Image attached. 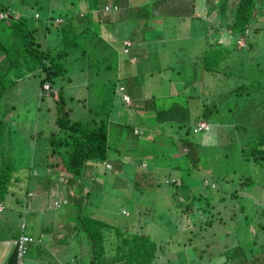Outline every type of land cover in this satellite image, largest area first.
Here are the masks:
<instances>
[{"label":"trees","instance_id":"obj_1","mask_svg":"<svg viewBox=\"0 0 264 264\" xmlns=\"http://www.w3.org/2000/svg\"><path fill=\"white\" fill-rule=\"evenodd\" d=\"M75 1L77 4L75 8L74 6L69 7L67 11H64V14H56V16L52 13L49 14V7H44L45 11L42 12V17L40 15L33 17L42 20L36 22L41 23L40 25H42V29L46 34L52 31L56 33V36H61L60 45L49 49L41 38L42 35L38 30L40 26L37 23L29 24L25 20L26 15L20 12L14 14L8 4L0 0V97L16 78L31 73L37 76L40 91H46L53 100V121L56 125V130L53 132L54 136L49 139L41 138L39 136L40 130L36 129V134L31 138L33 141L40 139L39 146L48 147L45 155L50 159L47 162L45 160L43 165L39 166V169L36 167L32 169L43 172V174H40L44 178L43 181L62 176L60 172H67L65 179L68 187L65 196L58 197L57 193L59 192L50 188L49 193H52L49 195L52 198L46 206L55 209L60 203H70L75 207L71 225L76 231L82 233L87 242L84 246L87 255L81 260L78 259L81 258V255L76 257L78 264H153V258H155L157 250L162 247L161 244H157L152 240L150 233H148L158 232L156 230L158 226L151 219L152 216L147 218L150 210L155 211V209L149 200L142 201L141 197L148 198L151 192H154L156 187L159 184L162 185L163 180H165V183L172 187L170 189L171 197L174 199V197L179 196V198L174 199L173 203L176 206L173 210L155 211L154 215L157 219H162L167 225L174 223V237L179 235L181 227L188 225L187 221L192 217L191 215H198L195 213L196 207H198L197 211L201 212L198 218L203 219L205 217V220L201 222V227L207 228L210 226L212 228L213 221L219 220L222 216L218 209L212 208L211 191L213 189L210 188V181L213 182L214 177H211L213 172L208 169L210 166L204 165L203 160L207 162H209L208 160H219L222 155L227 156L230 154L222 145L221 136L225 137L227 135L226 130L223 129V126L227 125L226 122H215L212 126H208V123L205 122L204 126H199L198 122L193 124L187 122V120L185 121L188 113L186 108L176 110L179 105L158 106L159 100L154 95L137 98L138 95L135 94L140 93L141 85L136 82L133 73L119 79L123 82L121 85L124 88V94L129 98L127 105L124 106L137 107L136 105H138L139 108L135 109L133 112L134 117L132 115L131 119H129L128 112L124 108L121 120L111 122L109 114L112 113L116 103L113 99V89L109 93L106 83L107 78L103 77L113 76L116 79L113 69L116 68L118 61L114 47L108 43L102 47V50L99 49L95 53H99V56H94V54L92 62L87 63L90 69V64H92L93 74L102 77L106 83L105 85L103 81L101 82L102 86L105 85L104 92L99 93L103 97L94 109L89 108L91 115L81 114L76 117L70 115L72 107L66 102L62 86L55 84V78L60 76L66 69L65 62L73 58H79L83 62V57L87 54L86 45L102 41L103 38L100 34L105 37L108 33L109 38H112V41L118 44H122V40L131 37L122 28L124 23L127 24L128 19L132 17L135 20L143 16L148 18L144 20L153 21V23H148L145 28L160 29L162 39L159 40L164 41V39L172 38L173 23L179 24L182 29L185 28V24H182L181 20L194 17V14L198 12L194 10L196 2L195 0H106V4L99 9L96 0H70L69 3H75ZM231 2L216 0L215 4H209L208 0H204L203 18L197 17L198 21L203 23L204 29L196 26V30H200V28L204 30L202 48L197 52H183L182 54L185 53V57L190 58L189 62L196 64L200 67V70L212 73L222 71L224 72L223 76L230 77L234 82L236 81L234 97L238 101L232 113L236 115L238 120L234 125V133L230 131L228 137L232 142L233 135H235L233 146L235 150L232 154H234L235 160L248 162L252 166H257L260 170L257 179L251 177L250 173L239 170L237 187L229 193L232 197H239L240 195L235 196V193L237 194L239 190H249L253 183L264 188V174L261 170L264 163V41L259 42L262 51L259 58L255 59L256 46L252 45L258 43L259 40L252 42L254 39L250 40V35L245 38L247 30L250 28L251 33L261 31L259 32L260 38L264 40V17L262 16L264 15V0H231ZM33 6L37 9L42 8V5L37 1H33ZM223 6L228 7L225 13H223L225 11ZM213 8L216 10L214 19L208 17ZM104 12L106 14L103 17ZM259 16L262 17L259 18ZM171 19H174V21L169 24L172 21ZM44 21L45 23H43ZM254 21L259 22L258 25H252ZM53 23H55V27L51 26ZM137 26L139 25L135 20L133 27L136 28ZM114 27L119 28L118 35L123 36L121 39L111 34ZM196 30L189 31L188 39H192V33ZM139 31L141 30L139 29ZM137 34L127 44V53H125L127 59L124 60V62L128 61L135 65L139 63L137 56H141L139 58L141 64L144 57L148 55V51L144 48L142 50L136 43ZM179 35L183 37L182 34ZM139 38L141 42H144L142 36ZM152 40L154 39L150 41ZM242 40L247 43L246 46L242 43ZM180 46H183L182 42H180ZM154 52L157 56H160L157 50H154ZM80 68L83 69L84 64ZM228 68L231 69V72H226ZM178 69H175L176 74L182 73V76H184L186 67ZM143 71H145L144 68ZM149 81H151V78ZM193 81L196 80L193 79ZM198 84L199 89H202V81ZM44 85H46V90L42 89ZM183 86L186 87L187 84L184 82ZM233 88L230 91H233ZM230 91L225 95L226 98L229 97ZM185 95L187 97L191 96L187 92H185ZM80 99L83 100L84 98L81 97ZM195 100L198 105L196 111L200 121L212 120L220 111L215 107L214 102L209 104L205 102L199 105L198 95L195 96ZM230 109L231 106L226 108V110ZM96 115H98L97 118H95ZM161 119L171 122L176 135L167 136L162 132H155V140L141 137L136 127L137 124H145L146 127L148 125L152 126L154 122L157 123ZM16 128L11 118L4 113L0 114V207L3 195L11 189L9 188L10 184L18 180H24L27 186L32 170L29 165L19 168L14 162V154L11 153L13 143L15 140L18 141L23 138ZM109 129H112V131H109ZM179 130H182V132L179 133ZM192 130H194L193 133ZM200 132L202 134H199ZM194 133L198 137L196 141L189 138V135H195ZM31 134L33 132H30L29 135ZM119 136L135 140V146L124 149L126 154L130 153L133 156L129 161H124L122 157L115 159L112 157L113 154L119 155L123 148L118 143L119 140L116 141L118 145H110L108 137L116 139ZM209 139L213 141L211 144ZM145 140H149L151 149L145 143L143 145L140 143ZM203 142H206L207 145L203 148L210 150L213 157L207 155L202 159L199 156L202 150L201 143ZM195 144L197 145L195 146ZM178 153L179 155H177ZM147 155H152V158L156 157L165 166L173 164L171 167H163L162 169L168 171L173 169L178 172L179 183L176 185L173 179L169 181L168 176L173 175L170 172L162 174L160 183L156 178L159 169L157 172H153L154 170L149 171L138 166V172L134 173L131 170L132 167L134 169V163L149 161ZM104 164H109V167ZM101 171L108 172L104 180L97 177ZM74 180L78 181L76 185H73ZM225 182L227 183L228 179H225ZM107 183H109V186H107ZM103 185H106L107 188ZM100 188L99 201L102 198L103 200L106 199V196H110L111 200L116 201V199H119V202L124 205L121 212L126 211L127 214H130L135 210L137 211L139 215L136 218L137 227L134 230L129 232L122 230L119 224L116 226V220L113 218L114 213L111 216L114 222H106V219L92 216V213L80 212L79 206L82 205L83 199L93 189ZM28 192L27 189L25 193ZM126 196L129 197L130 201L126 199ZM193 202H198V205L192 206ZM253 203L255 204V202ZM254 204L250 203L249 205L257 211L258 207ZM237 208V211H241L243 214L242 219L243 224H245L242 228L245 231L242 238H249L242 244L244 246L248 242L247 249L250 251V257L247 260L245 257L238 256L237 254L241 255L240 248L242 245H235L225 251L227 257L225 263L264 264V218L258 219V216L254 218L248 213L249 207L243 203H238ZM140 217H143V219L140 220ZM235 219L236 214L233 212L226 220L236 221ZM160 225L161 223H159ZM24 227L25 223H20V231L13 235L14 241L1 264H15L16 240L20 233L30 235L32 240L29 242H35L33 247L36 248V251H39V237L32 234L31 231L26 232ZM108 229H112L116 237L120 236V239L118 238V241L112 245L114 250L113 252L111 250L112 253L110 254L106 253L107 250L104 244L105 231ZM72 231L74 230L71 229L70 232ZM257 237L261 240L256 246L255 239ZM58 240L66 241L67 237L62 235Z\"/></svg>","mask_w":264,"mask_h":264},{"label":"rangeland","instance_id":"obj_2","mask_svg":"<svg viewBox=\"0 0 264 264\" xmlns=\"http://www.w3.org/2000/svg\"><path fill=\"white\" fill-rule=\"evenodd\" d=\"M2 1L8 4L9 8L12 10L11 12L14 14L20 12L23 13V15H26L25 20L29 24L37 23V25L40 26L38 30H40L39 32L42 35L41 38L43 43L48 45L49 49L60 45L61 36H56V33L52 31L46 34V32L42 29V25H40L41 23L36 22L41 19L33 17H38L39 15L42 17V12L45 11L44 7H49V14L52 13V15L56 16V14H64V11H67L69 7L74 6L75 8V5H77L76 1L75 3L70 4V0ZM33 1H37L40 5H42V8H35L33 6ZM96 2L99 9H101L100 7L102 5L106 4V0H96ZM195 2L194 10L198 11L197 17L203 18L202 12H204L205 8H201L202 6L199 5L197 1ZM227 2L230 3L231 0H227ZM209 4H214L213 0H209ZM227 8L223 6V9L225 10L223 13L227 11ZM105 14L106 13L104 12L103 17ZM90 16L92 15L90 14ZM210 16L211 18H215L213 13H210ZM262 16L264 17V15ZM262 16H259V18ZM138 18L139 19H136L137 25H139L136 27L137 29L133 27L135 25L134 17L128 19L127 24L124 23L122 28L123 31L131 36L122 40L124 44L113 42V39L109 38L108 33L105 37L99 33L103 38L102 41L86 45L87 54L83 57V62H81V59L79 58H73L72 60L65 62L66 69L60 76L55 78V84H60V86H62L66 102L72 107L70 115L72 117H76L81 114H87V116L91 115L89 108L94 109L98 102L102 99L103 95L101 96L99 93L104 92V87L107 83L109 93L113 89V99L116 103L112 113L109 114V120L113 123L121 120L123 114L122 110H124V108L128 112L129 119H131L133 112L138 107V105H136L137 107H125L129 98L126 94H124V88L121 85L123 82L119 79L120 77L131 73L135 75V79L137 80L136 82L141 85L140 93L135 94L138 95L137 98H145L154 95L159 100L158 106L161 105L170 107L179 105L176 110L186 108L188 113L185 121L187 120L189 123L194 124L200 121L196 111L198 106L195 100L196 95L199 96V105L200 103L204 104L206 102L209 104L210 102H214L215 107L220 111L214 119H205L206 121H200V124L204 126L206 124L205 122H207L208 126H212L215 122L219 121L226 122L227 124L223 126L227 135H225V137L222 135L221 137L223 147L226 148L227 153L230 154L227 156H221L219 154V156H221L219 160H208L209 162L203 160L204 165L207 164L210 166L208 169L213 172L211 177H214L213 182L210 181V188L213 189L211 191V202H213L212 208L218 209L222 217L219 220L213 221L214 225L212 228L210 226L203 228L201 227V222L205 220V217L203 219L198 218L201 212L197 211L198 207H196L195 213L198 215H191L192 217H190L189 221H187L188 225L181 227V229H179L181 231L179 232V235L174 237V223L167 225L162 219H157L154 215L155 211L173 210L176 206V204L173 203L174 199L176 200L179 198V196L174 197V199L171 197L170 189H172V187L167 185L165 180H163L162 185L159 184L156 187V190L151 192V195L148 196V198L141 197L142 201L149 200L150 204H152V207L155 209V211L150 210L147 218L152 216L151 219L155 222L156 226H158L156 229L158 232L148 233H150V238L157 244H161L162 247L157 250L156 256L153 258V264H226L225 260L227 257L225 251L235 245H242L240 248L241 255H237L241 258L245 257V259H247L250 257V251L247 249L248 242L244 246L242 243L245 240H249V238H242L245 234L244 229H242L245 224H243V214L241 211H237V207L238 203H243L245 206L249 207L248 213L254 218L257 216L258 219H261V217L264 218V188H262L259 184L253 183L249 190H239L237 194L235 193V196L240 195L239 197H232L229 194L237 187L236 185L239 181L238 173L240 169L242 172L250 173L251 177H254L255 179H257L260 175V170L257 166H252L248 162H243L241 160H235L234 154H232L235 150V148H233L235 135H233L232 142L228 137L230 135V131H233L232 133H234V125L238 120L236 115L232 113L238 101L237 98L234 97V94L236 93L234 90L236 81L234 82L230 77L226 78L223 76L222 74L224 72L222 71L212 73L210 71L200 70V67L196 64L189 62L190 58L185 57V53L182 54L183 52H197L202 48L204 30L201 28L204 29V26L202 22L198 21V18L191 17L181 20V23L185 24V28L183 29L179 24L174 22L172 38L164 39V41L159 40L162 39L160 37V29H152L149 27L145 28L148 23H153V21H146L144 19L148 18H144L143 16ZM171 20L172 21L169 24H172L174 21V19ZM45 21L43 23H45ZM258 23L259 22L254 21L252 25H258ZM51 26L55 27V23ZM196 26H200V30H196ZM139 29L141 31H139ZM192 29H195L196 31H193L191 37L192 39H188L189 31ZM249 30L250 28H248L245 38L250 35L249 39H254L252 42L259 40L258 43L252 45L256 46L254 55L255 59H258L260 52L262 51L260 50V43L264 40L260 38L259 32L261 31L251 33ZM118 33V27H114L111 31V34L113 36L115 35L116 38L120 37ZM136 33H138L136 43L142 48V50L144 48L148 51V55L147 57H144L141 64L139 61L141 56H137L139 63L135 65L134 63L128 61L124 62V60L127 59V54H125L127 53L126 46L129 41L133 39L132 37ZM163 34L165 35V32ZM179 34H182L185 39ZM141 36L143 37L144 42L139 40V37ZM122 37L123 36H121L120 39ZM151 39L154 40L150 41ZM180 42L183 43V46H180ZM106 43L111 44L114 47V51L117 53L118 62L116 68L113 69L116 79H114L113 76H105L103 77L107 78V82L105 83V80H103L102 77H97L93 74L92 64H90V69V66L87 65V63H91L94 56H99V53H95L98 52L99 49L102 50V47ZM242 43L245 46L247 44L244 40H242ZM154 50H157L160 56H157ZM82 63L84 64L83 69L80 68L83 65ZM142 67L145 71H143ZM183 67H186L185 75L182 76V73L176 74L175 69H181ZM226 72H231V69L228 68ZM150 78L151 81H149ZM193 79L196 81L194 82ZM102 81L105 83L104 86L101 85ZM201 81L203 83V88L199 89L198 83ZM184 82L187 84L186 87L183 86ZM204 87L206 88L204 89ZM232 88L233 91H230ZM42 89H45V87ZM228 91H230L228 94L229 97L226 98L225 95ZM41 92L42 91H40L39 85L37 84V76L35 74L27 73L19 78H16L12 83H10L0 97V114L4 113L7 117L11 118L12 123L15 124L17 127L16 129L23 137L18 141L15 140L13 148L11 149V153L14 154V162H16L15 164L18 165L19 168L29 165L31 169L35 167L39 169V166L43 165L45 160V162H47L50 159L45 155L48 147L44 148L41 145L39 146L40 139H35L34 141L33 139L31 140L32 136H34L37 132L36 129L40 130L39 136L41 138L45 137V139L53 137V132L56 130V125L53 121V100L46 91L42 92L40 95ZM185 92L191 96L187 97ZM81 97L84 99L81 100ZM230 106L231 109L226 110V108ZM200 108L201 106L199 107V110ZM97 117L98 115L95 116V118ZM231 121H233V123H231ZM136 127L141 137H145L147 139L155 140V132H162L167 136L176 135L169 120L161 119L157 123L154 122L152 126L148 125L147 127L145 124L140 123L137 124ZM134 130L136 129L134 128ZM109 131H112V129H109ZM30 132H33V134L29 135ZM181 132L182 130H179V133ZM193 132L194 130H192V133ZM110 134L112 135L111 132ZM199 134H202V132ZM189 138H191L192 141H196L198 139L197 134L189 135ZM116 141H118L123 149L120 153L121 155L112 153L113 159L120 157H122L124 161L132 159L133 156L130 153L126 154L124 149L129 146H135V140L123 138L121 136L116 139L108 137V143L110 145H118ZM209 141L210 144L213 142L211 139H209ZM140 143H142V145L145 143V145L151 149V143H149V140H145ZM201 144L202 146H200L202 147V150L199 156L202 159L207 155L213 157L210 150H205L203 148L207 146L206 142ZM196 145L197 144H195V146ZM177 155H179V153ZM37 157H39L38 160ZM147 157L149 158V161L140 163L135 162L133 165L134 169L132 167L131 170L134 173H137L139 168L138 166L145 168V170H154L153 172H157L159 169V173L156 178L160 181V183L162 180V174L164 175L165 172L173 174L171 175L172 177L168 176L169 181L173 179L176 185L179 183L178 172L173 169L171 171L162 169L163 167H171L173 164L165 166L159 162L156 157L152 158V155H147ZM105 166L109 167V164H106ZM123 169H125V167H123ZM261 170L264 174V163ZM30 172L28 185L26 186V181L24 180L12 182L9 187L11 189L3 195L1 201L0 263L3 261L4 257H6L10 246L14 241L13 235L20 231V223L22 221L25 223L24 230L26 232L31 231L32 234H36L39 237L40 245L39 251H36L33 247L35 242H29L25 253L20 258L21 264H71L72 262H77L76 257L80 255L81 258L78 259L81 260L87 255V250L84 248L87 242L82 233L76 231L71 225L75 207H73L70 203H60L55 209L47 208L46 206L52 198V196L49 195L52 193H49L50 188H53V191L56 189V191L59 192H56L58 197L62 198V196H65L68 187L65 179V174H67V172H60L62 176L55 177L54 179H49L47 181H43L44 178L40 175L43 174L42 171L37 172L32 169ZM106 175H108L107 171H101L97 177L104 180ZM225 179H228L227 183L225 182ZM77 183L78 181L74 180L73 185H76ZM107 186H109V183H107ZM26 187H28V193H25L27 190ZM104 187H106V185ZM99 196H101V188L93 189V191L83 199L82 205L79 206L80 212L85 214L92 213V216L102 217L103 219H106V222H114L111 217L114 213L113 218L116 220L115 225L117 226L119 224L122 230L130 232V230L132 231L137 227L136 218L139 214L136 210L130 214H127L126 211L121 212L124 205L119 202V199H116L115 201L114 199L111 200L110 196H106V199L103 200L102 198L99 201ZM126 199L130 201L127 196ZM253 202H255V204ZM193 203L194 204H192V206L198 205V202ZM250 203L256 205L258 210L256 211L254 208H251V205H249ZM178 209L179 207L177 210ZM233 212L236 214V221H227L226 219ZM142 219L143 217H140V220ZM192 219L195 221L193 222ZM159 223H161L160 226ZM71 229L74 231L70 232ZM62 235L67 237L66 241L58 240V238ZM118 238L120 239V236L116 237L112 229L105 231L104 244L107 254L113 252L114 249H112V245L118 241ZM166 239L167 241L165 242ZM255 240V245L257 246L261 239L257 237Z\"/></svg>","mask_w":264,"mask_h":264},{"label":"built area","instance_id":"obj_3","mask_svg":"<svg viewBox=\"0 0 264 264\" xmlns=\"http://www.w3.org/2000/svg\"><path fill=\"white\" fill-rule=\"evenodd\" d=\"M43 87H45L46 89V85H44ZM199 123V126H202ZM23 223V222H21ZM31 236L28 234H24V233H20L17 236V240H16V259H15V264H20L19 258L22 257V255L24 254V252L26 251V244L27 242H29L31 240ZM71 264H78L77 262H72Z\"/></svg>","mask_w":264,"mask_h":264},{"label":"crops","instance_id":"obj_4","mask_svg":"<svg viewBox=\"0 0 264 264\" xmlns=\"http://www.w3.org/2000/svg\"><path fill=\"white\" fill-rule=\"evenodd\" d=\"M195 1H197V3H198L199 5L202 6L201 8H205V6H204V0H195ZM214 1L216 2V0H213V3L215 4ZM208 3H209V0H208ZM215 12H216V10L213 8L212 11L209 12L208 17L211 18L210 13H213V14L216 16ZM194 18H197V13L194 14ZM212 19H214V18H212ZM135 20H136V19H135ZM149 21H150V20H149ZM134 28H135V27H134ZM196 29H197V27H196ZM128 36H129V34H128ZM199 38H200V35H199ZM203 38H204V36H203ZM0 208H1V207H0ZM34 249L36 250V248H34ZM72 260H73V259H72ZM1 263H2V261H1ZM1 263H0V264H1ZM67 264H69V263H67Z\"/></svg>","mask_w":264,"mask_h":264},{"label":"clouds","instance_id":"obj_5","mask_svg":"<svg viewBox=\"0 0 264 264\" xmlns=\"http://www.w3.org/2000/svg\"><path fill=\"white\" fill-rule=\"evenodd\" d=\"M31 240H32V239H31ZM31 240H30V241H31ZM24 253H25V252H24ZM22 256H23V255H22ZM20 258H21V257H20ZM20 258H19V261H20ZM20 264H21V262H20Z\"/></svg>","mask_w":264,"mask_h":264}]
</instances>
